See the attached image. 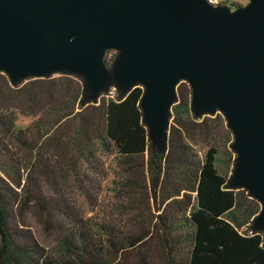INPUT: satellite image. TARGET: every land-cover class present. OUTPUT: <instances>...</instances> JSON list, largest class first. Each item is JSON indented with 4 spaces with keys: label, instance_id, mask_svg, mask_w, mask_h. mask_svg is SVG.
Here are the masks:
<instances>
[{
    "label": "trees",
    "instance_id": "obj_1",
    "mask_svg": "<svg viewBox=\"0 0 264 264\" xmlns=\"http://www.w3.org/2000/svg\"><path fill=\"white\" fill-rule=\"evenodd\" d=\"M114 58V52H105L107 69ZM110 87L114 95L105 99L102 95ZM141 94L138 85L123 92L108 85L90 100L76 75L58 73L11 83L0 74V168L14 163L17 174L26 171L24 184L17 183L21 203L41 214L39 223L54 235L58 249L56 257L47 256L29 230L16 222V212L0 193V264H106L110 251L111 264H264V234L251 225L259 211L257 201L242 189L229 188V175L216 173L213 148L198 160L189 145L198 133L207 134L211 123H224L221 115L193 117L189 89L179 83L161 148L147 139L138 106ZM45 113L51 120L43 130L18 128L13 121L14 114L38 119ZM94 143L100 151L115 154L125 173L139 177L135 206L152 211V220L138 232L119 234L108 228L104 240H94L85 220L62 194L67 172L59 160L69 151L99 173ZM73 156L66 157L73 176L85 179ZM120 185L136 187L132 179ZM140 248L135 262H129L125 254Z\"/></svg>",
    "mask_w": 264,
    "mask_h": 264
},
{
    "label": "water",
    "instance_id": "obj_2",
    "mask_svg": "<svg viewBox=\"0 0 264 264\" xmlns=\"http://www.w3.org/2000/svg\"><path fill=\"white\" fill-rule=\"evenodd\" d=\"M115 58L109 69L105 52ZM82 78L93 100L138 85L151 145L164 147L175 87L193 117L221 115L234 154L228 187L244 190L264 234V0H0V74L9 82Z\"/></svg>",
    "mask_w": 264,
    "mask_h": 264
},
{
    "label": "rangeland",
    "instance_id": "obj_3",
    "mask_svg": "<svg viewBox=\"0 0 264 264\" xmlns=\"http://www.w3.org/2000/svg\"><path fill=\"white\" fill-rule=\"evenodd\" d=\"M218 2L219 5L232 9L244 5L246 0H218ZM179 116L184 117L183 114ZM50 120L49 114L45 113L38 119L36 117H23L14 114L13 121L18 128L28 126L32 130L35 128L43 130L47 127ZM6 141L9 142L8 140ZM230 143V133L225 129L224 123H220L218 120L216 123L210 124L207 134L198 133L196 140L189 142V145L198 160L202 159L207 148H213L215 150L213 167L218 175L227 177L230 173L233 160V154L229 150ZM94 147V158L100 169L99 173L93 172L90 165L82 162L81 159L73 156L69 151L65 153L64 159L59 160L58 163L67 172L66 178L61 183L63 196L85 220L86 227L95 236L94 240H98L99 242L104 240V234L108 228L119 234L134 233L138 232L141 227L145 228L151 223L152 211L147 213V210L142 206H135V201L138 199V175H128L124 172L125 167L118 163V157L115 154L100 151L97 143H94ZM43 148L47 152H50L48 145H43ZM68 155L73 156L76 167L79 169V172L85 174V179L73 176L71 160L66 158ZM25 172V170H21L17 174L14 163H5L4 168H0V193L16 212V222L27 231L29 230L34 241L44 249L47 256L54 258L58 250L54 235L42 229L43 226L39 223L41 214L37 213L34 207L31 205L28 207L27 204L21 203L22 189L20 190V186L24 184ZM31 172L38 180V174L35 169H31ZM124 179H132L136 183V187L129 189L126 187L120 188V183ZM18 180L20 186L17 185ZM43 189L45 190V188ZM130 192L133 195L129 197L127 194ZM47 193L49 194L50 191L47 190ZM129 200L132 202L131 205L128 203ZM190 204V206L194 205L193 196L191 197ZM141 249L128 251L125 257L129 259V262H133V259L135 262L137 251ZM153 252L157 254L159 251L155 249ZM113 259V252L110 251L106 254L105 263L111 264L113 263ZM155 261L158 262L157 259Z\"/></svg>",
    "mask_w": 264,
    "mask_h": 264
},
{
    "label": "built area",
    "instance_id": "obj_4",
    "mask_svg": "<svg viewBox=\"0 0 264 264\" xmlns=\"http://www.w3.org/2000/svg\"><path fill=\"white\" fill-rule=\"evenodd\" d=\"M207 4L211 6L219 5L218 0H205ZM114 95V88L110 87L106 90V92L102 95L105 99L110 98L112 99Z\"/></svg>",
    "mask_w": 264,
    "mask_h": 264
}]
</instances>
